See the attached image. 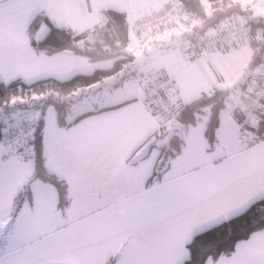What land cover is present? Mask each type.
I'll list each match as a JSON object with an SVG mask.
<instances>
[{"label": "snow or ice", "instance_id": "1", "mask_svg": "<svg viewBox=\"0 0 264 264\" xmlns=\"http://www.w3.org/2000/svg\"><path fill=\"white\" fill-rule=\"evenodd\" d=\"M77 3L33 0V7L46 8L57 26L70 27L74 35L87 30V41L75 42L73 47L93 50L98 39L103 44L96 26L103 29L106 20L94 16L85 21ZM47 32L42 27L37 42H42ZM29 44L22 26L15 33H6L0 25V80L5 84L16 77L28 84L47 78L64 82L113 64L111 59L91 62L71 49L49 56L44 51L37 53ZM145 47L149 45L132 36L121 51L135 60L102 82L65 94L57 89L34 91L24 97L13 94L3 101L0 235L6 231L18 247H29L23 250L22 258L0 259V264H185L191 261L192 253L183 249L193 237L239 215L244 208L264 203V136H255L250 130L260 128L253 115L260 106L238 90L227 98L219 115L214 152H209L205 137L207 115H197L194 123L185 125L171 108L167 116L154 117L141 102L110 113L107 119L117 126L135 125L143 136L141 142L151 137V154L137 153L139 158L129 163V155L139 144L126 153L118 141L101 154L93 135L99 125L84 117L93 111L92 102L106 101V107L114 108L124 105L126 99L139 97L143 101L159 56L156 48L144 55ZM245 52L242 49L223 60H242ZM118 78L124 80L123 85L113 91ZM203 87L208 89L209 85ZM183 88L181 84L187 101L190 93ZM96 89L101 91L81 99L82 93ZM49 97L69 105L63 125L56 106L43 105ZM18 102L40 103L42 107L5 111ZM170 102L178 109L174 95H170ZM235 107L247 110L251 121L248 131L233 120ZM157 132L159 135H154ZM173 137L179 138L178 147L171 146ZM162 149L167 150L164 158L160 156ZM217 159L221 162L216 163ZM207 264H264V228L238 242L229 255L221 253L215 260L209 257Z\"/></svg>", "mask_w": 264, "mask_h": 264}, {"label": "trees", "instance_id": "2", "mask_svg": "<svg viewBox=\"0 0 264 264\" xmlns=\"http://www.w3.org/2000/svg\"><path fill=\"white\" fill-rule=\"evenodd\" d=\"M179 1L183 9L196 18V25L194 26L196 31L192 30L187 34L188 37L192 38V41L207 38L212 35L210 33H213L214 31L220 32L224 28L231 27L233 25L243 26L248 29V32L244 36L245 42L253 49L251 60L253 67L262 63L264 55L263 16L255 15L247 6H242L240 2L233 3V0ZM101 15L105 18L106 23L103 29H101L98 25L96 28L103 40V44L100 43L98 39L93 50H89L87 47L84 49L73 47L75 42H79L81 40L87 41L89 35L87 30L74 35L72 29L69 27H56L51 25L48 18L43 14H38L31 21L28 31L31 37L32 46L39 52L44 51L45 53L50 54L60 52L64 49H71L74 53L88 57L90 61L93 62L111 59L113 60L111 68L97 69L91 75H76L71 80L64 82L57 81L54 78L41 79L31 84L25 83L20 79H15L7 84L0 81V106H3V101L9 95L13 94L19 97H24L26 95L30 96V94L34 91L39 92L48 89H57L61 92V94H65L77 87L85 88L86 86L93 84V82H102L105 77L120 73L124 65L131 64L135 60V56L125 54L121 51L123 47L127 46L130 40V25L126 12L114 8H106L101 10ZM181 21H185L187 23L190 22L189 19ZM42 22H46L48 24V32L42 42H37L34 34ZM223 23H225V27H222ZM163 27L166 26H162L161 28ZM153 32H155V30L151 31V33ZM105 45H107V49L105 48ZM202 48L205 49L202 45L198 46L197 52L201 51ZM108 49H110V51ZM132 75L135 76L136 74L132 73ZM259 77L258 84L260 83L261 74ZM127 78L128 77L126 75L124 80ZM124 80L118 78L113 86L120 85ZM227 93L228 89H216L213 94L202 93L184 104H178L179 107L176 113V119L179 122L188 125L195 122L197 115L206 113L208 116V123L205 129V135L208 138V141L212 143L215 139V131L219 124L220 110L225 106V97ZM85 94L86 93H82L81 98ZM47 104H53L56 106L60 122L63 125L69 105L60 103L53 97H49L43 102L44 106ZM148 106L152 113L155 114L158 112L155 107L151 105ZM41 107L42 105L40 103L26 104L18 102L12 108L6 107L5 111L10 112L17 109L36 110ZM102 109L106 108L95 109L87 113V115L96 113ZM237 111L238 110L235 109L233 114L239 123L244 112L242 114H238ZM261 113H264V99L261 101L256 114L258 122L260 123V128L259 130L250 129L252 134L255 136H264V118L261 117ZM249 125L250 124L246 126L247 131L249 130ZM154 135L158 136L159 133L157 132ZM179 143L180 141L178 137L172 138V147H178ZM166 154L167 150L162 149L160 152L161 158H164ZM155 176L156 175L153 177ZM24 195L25 193L21 194V202ZM61 206H63V202ZM261 220H264V203H255L244 209L239 213V215L225 219L219 224L213 226L210 230L196 235L193 237L191 243L186 247L187 250L192 253V259L190 262L185 261V264H205V261L209 257L216 259L221 253L229 255L239 240L249 237L255 230L264 228V224L260 223ZM110 259H114V257Z\"/></svg>", "mask_w": 264, "mask_h": 264}, {"label": "crops", "instance_id": "3", "mask_svg": "<svg viewBox=\"0 0 264 264\" xmlns=\"http://www.w3.org/2000/svg\"><path fill=\"white\" fill-rule=\"evenodd\" d=\"M171 0H78L77 7L79 10L80 17L83 18L85 21H90L94 16H100L101 15V10L106 9V8H114L118 10H122L126 12L128 20H129V25H130V38L132 36H135L137 39L142 40L143 42H146L149 44L150 41H158L161 42L163 41L162 37V31L167 29V28H181L184 30L186 36L188 37V32L194 30L196 31V28L194 27L196 25V20H190L189 23L185 21H173L172 23L167 24L166 27L163 28H158L155 30V32H147V33H134L131 30V26L138 22L140 19H142L144 16H147L150 13L158 12L161 11ZM235 2H240V1H235ZM233 1V3H235ZM241 3V2H240ZM243 6V5H242ZM38 14H43L45 15L50 24L56 27L57 23L53 19L52 16L49 15V11L46 8L43 7H33V0H0V25L3 26L4 30L6 33H15V31L22 26L23 27V32L24 35L30 40L29 46L34 49V47L31 44V37L28 31L29 24L31 21L38 15ZM264 18V17H263ZM47 28L48 29V24L46 22H42L39 26V28L35 32V37L37 33L41 30V28ZM225 27V26H222ZM70 28V27H69ZM211 32V31H210ZM218 32L214 31L213 33L210 34H216ZM209 34V33H208ZM188 42L190 47L192 43V38L188 37ZM245 42L244 39H240L238 41H234L225 45H222L221 47L214 48V49H201V51H198L197 54L201 55L206 53V55H209L208 52H213V51H218L219 49H222L224 52L229 50L231 45H238L240 43ZM168 46V45H166ZM168 48V47H166ZM37 53L36 49H34ZM55 53H46L49 56L55 55ZM220 52H218L219 54ZM79 55V54H77ZM83 56V55H82ZM195 56H190L189 57H196ZM205 58V56H204ZM222 59V56L217 57ZM207 61V60H206ZM93 62V61H91ZM220 61H218L219 63ZM207 70H211L209 75L211 77H214L213 74L215 73L209 63H205ZM178 70V69H177ZM181 72L178 70H170L169 68L167 69V65H163V68L161 69H154L150 76H149V82L147 86L144 89V98L143 101L140 100L139 97H136L134 99H126L124 105H118L116 107H106L105 104L108 103L106 101H102L100 104H97L96 102H93L94 104V109H101V108H106L102 109L100 111H97L96 113L87 115L84 117V119H87L91 121L95 125H99L98 128L94 129V139L97 143V148L103 154L108 148H110L115 142H119L123 144L125 152L127 153L128 150L132 149L135 145L139 144V147L135 149V151H132L131 155H129L128 160L129 163H131L132 160L138 159L139 156H145V155H150V148L148 147L151 137L147 141H142L143 136L141 133H139L136 129L135 125L129 124V125H124V126H117L114 122L110 121L107 119L110 113L117 112L122 110L124 107L127 105L133 104V103H143L146 108H148L150 111L151 109L149 108V104L146 102V97H145V92L146 88L154 83L157 79H159L162 76H167L170 78H173L174 80V85L170 89L166 91L167 96L170 98V95H174L176 97V104H184L185 102L197 97L196 92H192L193 89L196 88V83L191 84L190 87L185 86V81L182 75H180ZM215 79H210L212 82V87L211 90H216V89H228V93L226 96H228L229 93L236 91L238 88V91L242 94V97H252L254 90L258 86V78H260V72L258 71L255 72V69H253V65L251 62V69L249 71V74L241 81V83L238 85V87H234L232 89L228 84L225 85V83H221L223 85H219L220 79L217 75V73L214 74ZM15 79H20L24 81L21 77H16ZM2 81V80H0ZM4 82V81H3ZM11 82V81H10ZM124 82V81H123ZM181 84H183V92L190 93L188 100L186 101L184 99V95L182 94V89H181ZM123 85L121 83L118 86H113V91L116 89L120 88ZM201 86V85H198ZM201 88V87H199ZM231 89V90H230ZM101 91V89H96L93 91ZM206 93L204 91H201L200 94ZM87 94V93H86ZM199 94V95H200ZM212 94V92H211ZM237 109L238 114H242L245 109L241 107H235L233 111ZM232 111L233 119L238 123V120L235 118L234 114ZM152 113V111H151ZM152 115L155 116H161L159 112L157 113H152ZM206 115V113H202L200 116ZM155 134V133H154ZM206 137V135H205ZM207 142L209 144V152H214L215 151V144H216V135L215 139L212 143L208 141V138L206 137ZM137 153H139V156H137ZM216 163H220L221 160L217 159L215 161ZM153 180L156 179V176L152 178ZM246 209V208H244ZM244 209H242L240 212H242ZM239 212V213H240ZM248 238V237H247ZM242 239L239 240L238 242L246 240ZM237 242V243H238ZM29 245H21L17 246L14 241L10 240L8 237V233L5 231L3 232L2 235H0V259L4 260L5 262L9 261H14L17 260L18 258L23 257V250L28 249ZM184 251H188L187 248L183 249ZM39 250H33L32 255L38 254ZM209 259V258H208ZM208 259L205 261V264H207ZM215 260V259H214Z\"/></svg>", "mask_w": 264, "mask_h": 264}, {"label": "rangeland", "instance_id": "4", "mask_svg": "<svg viewBox=\"0 0 264 264\" xmlns=\"http://www.w3.org/2000/svg\"><path fill=\"white\" fill-rule=\"evenodd\" d=\"M233 1L235 2L237 0H233ZM238 1H240L243 6H247L249 9H251V11L255 15H261L264 17V0H238ZM224 24L225 23H223L222 25L224 26ZM184 30H182L181 28L178 29L177 27L167 28L163 30L162 31L163 41L161 42L153 41V40L150 41L148 44L149 47H145L143 50L144 55L146 56L149 55L150 48H156L159 52V56L155 58V62L158 64V67L156 69H161L163 68V65H167V69L169 68L170 70H176V71L179 70L181 72L180 75H182L184 78L185 86L190 87L191 84L193 85L196 83V88L201 87L199 88L198 92H196V95H199L201 91H204L208 94H211L212 92L213 94L215 90H211L212 82L210 79L212 78L215 79L214 78L215 73H217L220 79L219 85H223L221 83H225V85L228 84L232 89H234V87H238L241 81L249 74V71L251 69V60L253 55L252 47L248 43L243 42L238 45H231L229 50H227L228 53L226 51L224 52L222 49H219L218 51L208 52L209 55H206V53L201 55L197 54L196 57L191 58L189 57V52H188L189 50L188 37L186 36ZM242 49L246 50L244 58L242 60L240 58H236L230 63L224 62L223 60L224 57L231 56L234 52H240ZM218 52L220 53L218 54ZM219 56H222V59L219 60V58H217ZM218 61L220 62L218 63ZM205 63H209V65L215 72L213 74L214 77H211L209 75L208 72H210L211 70H207ZM260 66L261 64L253 67V69H255V72L258 73V71L260 70ZM204 84L209 85L208 89H205L203 87ZM98 91H92L91 93H87L85 95H95V93ZM231 94L232 92L225 97V101ZM96 103L100 104L101 102H96ZM225 106L220 110V113L224 110ZM90 107L94 109L95 106L93 102L90 104ZM34 110L35 109L21 110V111H34ZM232 118H234L233 115Z\"/></svg>", "mask_w": 264, "mask_h": 264}, {"label": "built area", "instance_id": "5", "mask_svg": "<svg viewBox=\"0 0 264 264\" xmlns=\"http://www.w3.org/2000/svg\"><path fill=\"white\" fill-rule=\"evenodd\" d=\"M185 19L193 20L196 18L183 9L179 0H171L161 11L150 13L138 22L134 23L131 26V30L135 33H147L161 28L162 26H166L173 21H181ZM247 32L248 29L243 26L233 25L231 27L224 28L222 31L210 35L207 38L192 41L188 50L189 55H197V48L201 45L205 49H214L219 46L244 39ZM259 72L261 74L260 83L254 90L252 98L255 99L257 104L260 106L261 101L264 99V95H258V93H264V55ZM173 85V78L162 76L146 88V102L155 107L161 116H167L169 108H171V110L175 113L178 111L174 105H171L170 98L166 93V91L173 87ZM258 109L259 107L255 109L253 115L256 116ZM250 123L251 121L248 112L245 109L239 124L242 125L243 131H247L246 126Z\"/></svg>", "mask_w": 264, "mask_h": 264}]
</instances>
